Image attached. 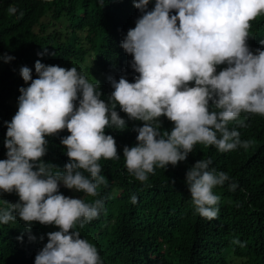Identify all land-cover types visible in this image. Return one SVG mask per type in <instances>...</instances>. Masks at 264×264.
<instances>
[{"label":"clouds","instance_id":"clouds-1","mask_svg":"<svg viewBox=\"0 0 264 264\" xmlns=\"http://www.w3.org/2000/svg\"><path fill=\"white\" fill-rule=\"evenodd\" d=\"M149 3L133 0L141 15L121 41L131 55L124 71L131 82L109 77L113 91L107 101L76 67L37 60L35 79L30 68H20L27 87L19 88L17 111L4 122L7 151L0 159V192H14L18 200L0 209V223L18 217L29 229L33 222L58 228L46 233L47 242L37 251L29 249L35 252L25 264H102L96 246L76 228L97 218L103 202L68 197L59 188L98 195V186L105 184L98 161L119 158L115 139L105 129L126 127L117 108L136 120V144L124 146L123 157L138 181H147L156 167L186 160L197 144L223 153L247 149L251 137L244 155L264 157V39L257 49L248 42L249 34L256 36L250 21L264 14V0H154L148 10ZM166 123L173 126L161 131ZM64 130L69 135L60 144L68 160L63 171L54 172L57 166L43 160L47 137ZM211 163V158L197 160L185 174L195 211L209 220L217 217L220 200L213 189L229 180L210 169ZM131 199L136 203L135 196ZM35 239L29 234L30 241ZM232 243L245 246L238 239Z\"/></svg>","mask_w":264,"mask_h":264},{"label":"trees","instance_id":"trees-1","mask_svg":"<svg viewBox=\"0 0 264 264\" xmlns=\"http://www.w3.org/2000/svg\"><path fill=\"white\" fill-rule=\"evenodd\" d=\"M153 6L154 0H150L148 10ZM10 7L17 12L10 15ZM140 15L133 0H0V159L6 158L7 151L4 122L17 111L19 88L27 87L20 68H30L35 79L37 60L76 67L107 101L113 91L109 77L118 80L124 76L131 82L124 74L131 55L121 47V41ZM250 24L256 36L249 34V46L257 49L259 39H264V14ZM261 47L264 49V41ZM5 55L14 59L5 62ZM117 111L126 121L125 129L106 128L105 134L114 137L119 158L98 161L105 179V184L98 186V195L87 196L62 184L59 188L68 197L103 202L97 218L76 228L82 239L96 246L102 264H253L259 257L264 259V157L244 155L253 138H246L251 142L247 149L238 146L223 153L215 146L197 144L186 160L165 169L156 167L148 180L141 182L128 173L123 157L124 146L136 144L137 132L132 129L136 120H129L119 108ZM172 126L161 124V131ZM67 135L64 130L47 137L43 160L57 166L54 172L63 171L68 160L65 146L60 144V138ZM209 158L210 169L229 177L213 189L220 200L215 206L218 215L211 220L195 211L185 183L188 168ZM233 183L234 189L230 187ZM17 200L14 192H0V209ZM50 230L58 228L33 222L29 229L18 217L0 223V264H25L27 256L35 252L29 249L41 248ZM29 234L36 239L30 241ZM233 239L245 246L233 244Z\"/></svg>","mask_w":264,"mask_h":264}]
</instances>
